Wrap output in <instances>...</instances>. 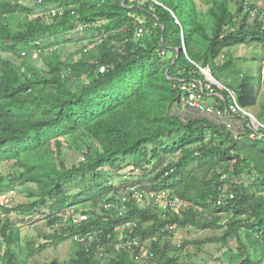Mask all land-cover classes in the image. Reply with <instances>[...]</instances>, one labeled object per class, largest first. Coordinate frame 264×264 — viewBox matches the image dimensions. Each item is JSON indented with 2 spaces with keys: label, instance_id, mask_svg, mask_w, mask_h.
I'll list each match as a JSON object with an SVG mask.
<instances>
[{
  "label": "trees",
  "instance_id": "obj_1",
  "mask_svg": "<svg viewBox=\"0 0 264 264\" xmlns=\"http://www.w3.org/2000/svg\"><path fill=\"white\" fill-rule=\"evenodd\" d=\"M252 43L264 48L259 0H0V164L14 161L0 173V264H32L42 251L23 243L18 219L36 213L50 228L63 224L47 238L75 240L73 255L51 264H141V245L133 252L115 243L133 238L154 254L149 264H189L175 251L190 241L174 238L192 228L221 232L191 242L226 244L220 264H264V137L171 112L189 97L184 83L201 81L208 92L204 68L252 110L264 71H240L232 82L221 76L239 71L232 48ZM213 86L229 107V90ZM71 137L85 149L73 165L65 158ZM125 164L139 171L135 179L108 184L106 175ZM135 185L181 203L132 198L118 215ZM15 187L26 196L11 207L6 197ZM224 192L235 197L219 205ZM86 202L94 208L82 210ZM71 207L88 218L65 220ZM89 232L94 240L75 239Z\"/></svg>",
  "mask_w": 264,
  "mask_h": 264
},
{
  "label": "rangeland",
  "instance_id": "obj_2",
  "mask_svg": "<svg viewBox=\"0 0 264 264\" xmlns=\"http://www.w3.org/2000/svg\"><path fill=\"white\" fill-rule=\"evenodd\" d=\"M26 3L34 4L35 0H23ZM260 6L264 5L262 0H259ZM83 32V33H82ZM81 33L77 32L78 35H84V31ZM76 48L74 44L69 45V49ZM232 51L236 56V68L239 71L234 69H230L221 73L222 78L228 79V82H232L236 80L239 74H247L258 77L260 73L264 71V48L256 43L252 44H242L238 47H233ZM32 59L39 66H44V62L42 58L35 54ZM206 70L210 73V69L206 68ZM242 73H241V72ZM240 72V73H238ZM212 73V72H211ZM212 78V77H211ZM264 82V78H263ZM223 84V82H221ZM258 103L256 106L252 108V112L254 114L258 113L261 118H264V112L262 108V104L264 103V84L259 91L258 95ZM206 101L210 104H219V102L214 97H206ZM171 112L173 114H177L183 119H189L194 117H207L204 113H201L193 108H191L187 103L183 104H175L171 108ZM212 119V118H211ZM213 120V119H212ZM211 138V135L208 136V141ZM73 147H67L65 150V158L69 165H73L82 160L84 147L82 148V141L79 138L71 137L70 139ZM14 161H10L8 163L0 164V173H8L13 166ZM139 171H134L133 166L124 165V168L119 171H110L105 180L108 181V184H113L115 186L122 185L121 183H125L126 181H132L135 179V175H137ZM9 189V193H10ZM15 194H10L6 197V205L14 206L15 203L22 201L25 199L26 193L24 191L19 190L18 188H14ZM82 210L92 209L94 205L92 202H86L79 206ZM36 213L34 216H26L22 215L18 217L19 225L22 226V238L23 243L27 244L30 241L36 243V246L44 245L42 251L36 252L32 256V264H51V262L55 258H59L63 262L67 261L75 251V240L74 239H65L61 242H56L54 238H47L48 235H52L55 232V229L61 228L63 225L62 222L57 224V227L50 228L47 224V219H45V215ZM21 219V221H20ZM220 231H211V230H197V229H178L176 232V236L174 238V243L179 244L184 242L186 239L190 241L186 246L177 252L182 255L183 258L186 259L189 264H220V257L223 256L225 251L227 250L226 244L223 242L219 243H203V244H194L192 241L204 240L208 237L215 236L220 234ZM179 248V247H178ZM189 254L187 258L186 255Z\"/></svg>",
  "mask_w": 264,
  "mask_h": 264
},
{
  "label": "built area",
  "instance_id": "obj_3",
  "mask_svg": "<svg viewBox=\"0 0 264 264\" xmlns=\"http://www.w3.org/2000/svg\"><path fill=\"white\" fill-rule=\"evenodd\" d=\"M130 2L134 3L139 0H129ZM54 14H57V12L63 13L62 10H53ZM79 30H84V25L78 26ZM143 32V29H140L138 32V35H141ZM105 67L101 68V71H104ZM213 85H217L221 89H228L224 84L213 81L209 84H207V91H205V84L201 81H194L192 83H184L182 85V89L188 93V98L185 100V102L193 109L204 113L205 116L208 118H212L214 121H216L219 124H225L226 127L232 131L236 135H241L246 131V127L249 126L253 129V133L251 134V137H264V121L260 120L256 114H254L250 109L243 108L239 102L236 93L228 89L231 95V103L229 107L226 106L225 109L221 107L220 104H210L206 101V97H213L215 94L220 95L215 87ZM84 159V158H83ZM10 194H15L14 190H11ZM151 196V198H156V201L162 200L166 204H171L175 206L179 202V199H173L174 196H170L169 193L166 190L160 191L159 193L156 191H149L146 189H142L138 185L131 186L128 189L125 190L124 196L122 198V201L119 205H116V212L118 215L123 216L125 214V211L127 209V202L131 200L132 198L136 199H143L147 196ZM173 197V198H172ZM235 195L233 192H224L221 194L218 204L219 205H225L230 198H234ZM111 206L110 203L105 204L106 208H109ZM73 218L75 221L83 220L88 218V214L81 213L78 211L77 207H71L68 208L65 211V220L69 218ZM75 239H77L80 242H87L94 240V233L89 232L86 236H79L75 235ZM116 246L118 249H124V250H131L134 252L133 246H139L141 245V248L139 249L138 253H135V258L141 263V264H149L151 258H153L154 254L149 252V249L142 245L141 242L138 239H131L126 242L123 241H116Z\"/></svg>",
  "mask_w": 264,
  "mask_h": 264
},
{
  "label": "water",
  "instance_id": "obj_4",
  "mask_svg": "<svg viewBox=\"0 0 264 264\" xmlns=\"http://www.w3.org/2000/svg\"><path fill=\"white\" fill-rule=\"evenodd\" d=\"M176 15V14H175ZM184 49L186 50V46L184 45ZM204 70V72H206V74H208V76L211 78V80H213V81H218L214 76H213V74L211 73V71H210V73L204 68L203 69ZM218 82H220V81H218ZM221 83V82H220Z\"/></svg>",
  "mask_w": 264,
  "mask_h": 264
}]
</instances>
